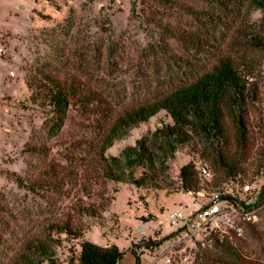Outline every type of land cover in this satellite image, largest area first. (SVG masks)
Returning a JSON list of instances; mask_svg holds the SVG:
<instances>
[{"label": "rangeland", "instance_id": "1", "mask_svg": "<svg viewBox=\"0 0 264 264\" xmlns=\"http://www.w3.org/2000/svg\"><path fill=\"white\" fill-rule=\"evenodd\" d=\"M53 1L0 0V35L5 45L0 57V264H8L23 240H45L50 224L68 220L84 229L83 240L116 245L121 250L141 239L157 242L178 231L156 250L173 252L176 264L185 250L194 264L198 244L205 236L183 240L179 230L167 222L168 213L179 209L189 213L197 207L179 183V170L188 161L189 149L179 148L168 163L167 181L172 186L156 195L129 185L106 182L97 186L85 181L86 168L80 164L96 140L94 126L99 119L70 109L60 128L51 130V115L30 98L24 78L37 69L60 78L75 76L99 91L114 112H119L189 81L221 56L240 60L247 53L239 43L246 40L241 31L260 27L261 14L255 12L246 23L235 13L202 0H179L172 7L137 2L132 12V0ZM162 24L177 35L168 34ZM262 99L261 119L254 113L259 146H264V83ZM169 121L161 112L116 142L107 154L117 156ZM28 147L40 151L30 153ZM52 163L62 171H73L70 179L84 181L92 198L68 182L53 190L33 192L17 185V177L28 184ZM250 184L255 188L250 196L251 203H256L255 220L239 222V235L227 237L253 264H264V172ZM100 193L110 202L103 219L80 217L78 205L97 203ZM247 224L257 227L260 234L254 236ZM139 228L145 229L144 235ZM77 243L65 240L56 248L59 264H68L78 253ZM150 262L149 256L141 259V264ZM120 264H134L131 254Z\"/></svg>", "mask_w": 264, "mask_h": 264}, {"label": "trees", "instance_id": "2", "mask_svg": "<svg viewBox=\"0 0 264 264\" xmlns=\"http://www.w3.org/2000/svg\"><path fill=\"white\" fill-rule=\"evenodd\" d=\"M202 1L233 12L246 23L259 12L262 23L258 28L248 27L241 31L246 40L239 43L247 53L240 60L221 56L189 81L155 98L114 112L99 91L75 76L60 78L38 69L25 76L30 98L47 108L51 115V130L60 128L70 109L99 119L94 126L96 140L91 142L88 157L80 164L86 168L85 181L97 186L106 182L129 185L156 195L172 186L167 181L168 163L176 158L181 147L189 149L188 161L179 170L180 189L187 194L193 195L199 188L198 167L201 165L214 174L212 188L223 183L250 184L264 172V146L258 145L255 131L258 123L254 122V113L260 118L263 110L264 0ZM137 2L159 7L179 4V0H132L131 12ZM162 26L171 36L177 35L166 24ZM161 112L170 119L168 123L147 132L117 156L107 154L116 142L127 138L132 130L147 124ZM28 149L30 153L40 151L35 147ZM57 168L55 163L49 164L28 184L20 177L16 178V183L33 192L53 190L68 182L79 186L88 198H92L91 189L84 181L70 179L73 171ZM104 196L100 193L97 203L78 205L79 216L102 220L110 204ZM247 229L254 236L260 234L253 225L247 224ZM83 233L84 229L70 220L52 223L45 240L37 237L23 240L10 255L8 264H59L56 248L65 240L78 242L79 248L68 264H120L128 252L133 255L135 264H140L139 250H152L176 234L171 233L157 242L141 239L139 243H131L127 250H121L116 245L100 246L83 240ZM208 240L211 242L198 244L194 264L255 263L228 237L212 234Z\"/></svg>", "mask_w": 264, "mask_h": 264}, {"label": "built area", "instance_id": "3", "mask_svg": "<svg viewBox=\"0 0 264 264\" xmlns=\"http://www.w3.org/2000/svg\"><path fill=\"white\" fill-rule=\"evenodd\" d=\"M4 53L5 45L0 35V57ZM198 178L199 188L192 195L197 207L189 213L179 209L167 215V222L179 230V235H183V240L190 239L191 241L192 237L202 234L205 236L203 243H210L208 238L212 234L220 238H225L232 233L239 235L241 231L239 222L255 220V206L251 205L252 201H250L255 188L251 184L223 183L219 187L212 188L213 174L205 165L198 167ZM138 231L142 235L146 232L143 228H139ZM154 249L153 252L146 250V254L139 253L140 264L144 256L150 257L149 264H176L173 252L169 255L166 251H157L158 247ZM179 254L177 264H193L190 253L183 250Z\"/></svg>", "mask_w": 264, "mask_h": 264}, {"label": "crops", "instance_id": "4", "mask_svg": "<svg viewBox=\"0 0 264 264\" xmlns=\"http://www.w3.org/2000/svg\"><path fill=\"white\" fill-rule=\"evenodd\" d=\"M127 254H131V253H129V252H128V253H126V255H127ZM126 255H125V257H126ZM131 256H132V258H133V261H134V264H135L134 257H133V255H132V254H131ZM125 257H124V258H125ZM123 260H124V259H123ZM123 260H122V261H123ZM122 261H121V262H122ZM121 262H120V263H121Z\"/></svg>", "mask_w": 264, "mask_h": 264}]
</instances>
